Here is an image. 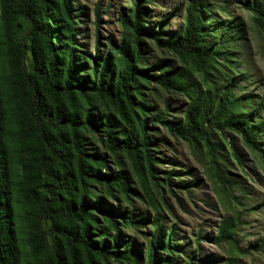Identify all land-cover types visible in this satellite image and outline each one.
<instances>
[{"label":"trees","instance_id":"obj_1","mask_svg":"<svg viewBox=\"0 0 264 264\" xmlns=\"http://www.w3.org/2000/svg\"><path fill=\"white\" fill-rule=\"evenodd\" d=\"M155 1L134 0L122 17L121 44L107 39L105 54L99 42L92 56L77 41L83 12L68 0H0V264H141L143 258L145 264H181L183 256L193 264L196 252H186L176 228L166 232L159 215L143 253L134 239L122 235L120 227L135 229L149 220L136 222L129 211L108 205L116 195L131 205L134 192L124 170L109 169V159L120 168L122 154L131 159L145 195L158 209L147 180L163 188L165 181L173 183L175 172L165 181L158 177L163 140L154 138L155 126L188 143L205 144L216 165L214 176L225 189L211 127L234 131L261 150L264 96L235 98L233 88L201 92L191 77L193 72L208 76L222 49L240 41L236 20L219 24L217 31L207 23V1L190 0L185 25L168 37L164 25L157 33L146 26L147 6ZM243 4L264 35V0ZM23 21L30 27L22 38ZM147 39L175 55L181 66L167 60L149 66ZM153 85L189 97L182 120L153 112L143 93ZM96 143L106 153L94 149ZM175 185L190 189L183 182ZM236 236L235 221L227 219L215 241ZM262 250L264 237L241 253Z\"/></svg>","mask_w":264,"mask_h":264},{"label":"rangeland","instance_id":"obj_2","mask_svg":"<svg viewBox=\"0 0 264 264\" xmlns=\"http://www.w3.org/2000/svg\"><path fill=\"white\" fill-rule=\"evenodd\" d=\"M133 1L68 0L74 10L81 9L83 12L81 24L78 25L77 41L85 52L95 56V49L100 42L101 49L106 54L109 51L106 40L109 38L117 45L121 44L124 31L122 17L133 7ZM189 1L156 0L147 6L146 26L157 33L160 25H164V32L168 37L176 34L185 25ZM206 1L209 5L207 23L220 31L219 24L235 19L240 41L222 49V57L217 60L215 70L208 76L193 72V84L201 92L215 88H233L235 98L253 94L257 101L262 100L264 35L255 27L251 13L246 10L243 4L246 0ZM48 13L54 21L51 8ZM29 27L28 22H22L20 37L26 36ZM146 44L149 66L162 60L169 61L173 67L181 66L175 55L160 50L154 41L147 39ZM143 93L153 112H167L171 121L182 120L190 104L189 97L184 93L167 92L155 85L145 87ZM260 120L264 124V113L260 115ZM152 131L155 139L163 140L161 150H157L158 157L162 159L156 167L158 177L164 180L167 173L175 172L173 183L164 180L167 185L157 189L151 180H147V186L152 191L158 208L155 209L145 195L146 189L131 159L122 154L121 168L113 159H109V169L112 172L124 170L129 187L134 192L130 196L131 205L119 195L115 199H108V205L121 211H129L136 222L141 219L149 220L135 229L120 227L122 235L134 239L139 251L143 253L152 238L151 224L155 216L159 215L165 231L174 226L178 233V244L184 246L186 252H196L193 264H225L227 259H236L237 264H264V250L241 253L264 237V127L258 137L260 151L248 146L243 137L234 131L223 132L211 127L212 143L218 156L215 162L223 169L228 189L214 176L216 165L205 144L188 143L173 136L162 125L155 126ZM94 149L101 154L106 153L100 143H96ZM179 182L190 184V189L179 188L175 185ZM156 183L164 184L163 181ZM227 219L236 223V239L217 244L215 238L218 230ZM118 221L120 225L124 223L122 219ZM180 262L187 264V259L183 256ZM141 264H145L144 258Z\"/></svg>","mask_w":264,"mask_h":264}]
</instances>
